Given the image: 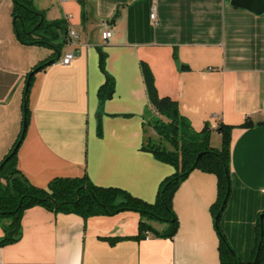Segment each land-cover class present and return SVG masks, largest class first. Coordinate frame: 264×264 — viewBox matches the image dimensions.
Returning <instances> with one entry per match:
<instances>
[{
    "label": "crops",
    "instance_id": "crops-1",
    "mask_svg": "<svg viewBox=\"0 0 264 264\" xmlns=\"http://www.w3.org/2000/svg\"><path fill=\"white\" fill-rule=\"evenodd\" d=\"M33 4L50 21L67 19L79 37L60 54L23 44L13 26V0H0V161L22 130L28 74L55 59L34 76L18 169L40 188L57 177L86 175L98 186L119 187L155 202L161 181L176 169L142 148L159 138L148 123L145 62L159 96L176 100L193 130L211 129L212 147L222 145L219 125L232 126L231 193L220 228L240 261H254L257 222L264 214V12L231 0ZM153 7L156 23L150 18ZM105 30L112 32L107 41ZM100 49L116 82L113 97L102 105L98 90L106 76ZM69 51L75 57L63 65L60 60ZM216 199V176L193 170L173 199L179 222L175 236L145 239L137 238L141 216L134 211L85 219L35 205L21 217L20 238L0 246V264H221L212 211ZM150 224L160 232L167 228L157 220ZM4 235L0 224V239Z\"/></svg>",
    "mask_w": 264,
    "mask_h": 264
},
{
    "label": "trees",
    "instance_id": "trees-1",
    "mask_svg": "<svg viewBox=\"0 0 264 264\" xmlns=\"http://www.w3.org/2000/svg\"><path fill=\"white\" fill-rule=\"evenodd\" d=\"M13 26L19 41L23 44L47 46L60 54L68 43V20L65 18L48 20L44 11L34 7L33 0H13ZM174 57L177 58L176 53ZM106 58L107 54L100 49L99 66L106 76L105 82L98 90L100 105L112 98L115 93V78L106 70ZM54 61L55 59L44 61L28 74L29 77L33 73L29 82L28 77L26 81L28 89L24 96L22 130L9 153L0 161V224L5 233L0 239V246L13 243L20 238L21 217L26 209L35 205L44 206L55 213H74L85 219L96 215L134 211L141 216L137 238L145 239L149 234L172 238L179 227L173 207L175 193L193 170H201L212 173L217 178V199L212 205V211L216 216L220 237L221 264H264V218L260 216L257 222L255 259L248 263L236 257L220 228V217L231 193L232 126L219 125L222 145L220 148L212 147L211 129L206 126L201 131L193 130L190 122L181 115L178 102L167 96H159L153 72L145 62L141 63V69L150 103L148 123L159 138L148 140L142 148L176 169L173 174L161 181L155 202H147L119 187L98 186L86 175L74 178L57 177L47 188L31 184L18 169L17 153L30 122L29 92L34 76ZM182 68L188 69V66L183 65ZM251 124L246 122L244 126ZM102 133V123L99 119L98 135L101 136ZM152 220L167 224V228L162 232L156 230L150 224Z\"/></svg>",
    "mask_w": 264,
    "mask_h": 264
},
{
    "label": "built area",
    "instance_id": "built-area-1",
    "mask_svg": "<svg viewBox=\"0 0 264 264\" xmlns=\"http://www.w3.org/2000/svg\"><path fill=\"white\" fill-rule=\"evenodd\" d=\"M61 1H64V0H61ZM150 18L151 20L156 23L157 22V11H156V8L153 7V10L150 14ZM112 36V32L111 30H105L103 33H102V38L103 40L107 41L111 38ZM79 37L78 33L73 29L72 26H69V32H68V43L69 44H72V43H75V40ZM75 57V53L73 51H69L67 52L60 60V62L63 64V65H68L71 63V61L74 59Z\"/></svg>",
    "mask_w": 264,
    "mask_h": 264
},
{
    "label": "water",
    "instance_id": "water-1",
    "mask_svg": "<svg viewBox=\"0 0 264 264\" xmlns=\"http://www.w3.org/2000/svg\"><path fill=\"white\" fill-rule=\"evenodd\" d=\"M231 4L237 7L249 9L257 14H261L264 12V0H231ZM33 73H31L28 77V82L31 79ZM28 82L26 84L25 92L28 89ZM16 149L14 150V152ZM221 212H219L220 214ZM218 214V215H219ZM261 218H264V214L261 215Z\"/></svg>",
    "mask_w": 264,
    "mask_h": 264
}]
</instances>
